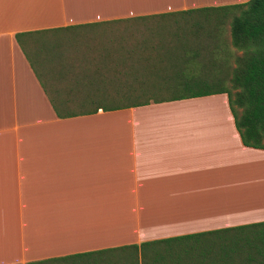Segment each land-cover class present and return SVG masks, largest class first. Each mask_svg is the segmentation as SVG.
Listing matches in <instances>:
<instances>
[{"label": "crops", "instance_id": "1", "mask_svg": "<svg viewBox=\"0 0 264 264\" xmlns=\"http://www.w3.org/2000/svg\"><path fill=\"white\" fill-rule=\"evenodd\" d=\"M247 1L0 0V264H110L264 222V150L243 146L225 94L59 118L15 39Z\"/></svg>", "mask_w": 264, "mask_h": 264}, {"label": "trees", "instance_id": "2", "mask_svg": "<svg viewBox=\"0 0 264 264\" xmlns=\"http://www.w3.org/2000/svg\"><path fill=\"white\" fill-rule=\"evenodd\" d=\"M15 39L59 118L225 94L243 146L264 150V0ZM125 249L110 264H264V222Z\"/></svg>", "mask_w": 264, "mask_h": 264}, {"label": "rangeland", "instance_id": "3", "mask_svg": "<svg viewBox=\"0 0 264 264\" xmlns=\"http://www.w3.org/2000/svg\"><path fill=\"white\" fill-rule=\"evenodd\" d=\"M223 30H222V37L225 39V41H226V44L228 45V48H229V50L232 52V54L234 55V56H236V55H240V53H238L235 49H233L231 46H230V44H229V41H230V35H229V25H226V26H224L223 28H222ZM184 93H187V92H181V93H179L178 95H181V94H184ZM175 94H177V93H172V94H169L167 97H172V96H174ZM228 98V97H227ZM199 109V108H198ZM203 108H200V110H201V112H200V110H199V112H194L195 114L196 113H199V114H201V113H203L204 111L202 110ZM259 174H260V171H259ZM261 176V175H260ZM261 179H263V176L261 177ZM260 178H258V181L259 180H261ZM264 214V213H263Z\"/></svg>", "mask_w": 264, "mask_h": 264}]
</instances>
